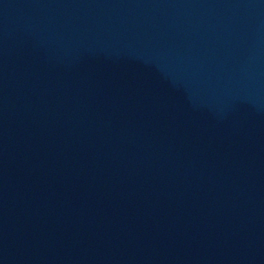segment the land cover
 I'll return each mask as SVG.
<instances>
[{"label":"water","instance_id":"obj_1","mask_svg":"<svg viewBox=\"0 0 264 264\" xmlns=\"http://www.w3.org/2000/svg\"><path fill=\"white\" fill-rule=\"evenodd\" d=\"M0 29L264 206V0H0Z\"/></svg>","mask_w":264,"mask_h":264}]
</instances>
